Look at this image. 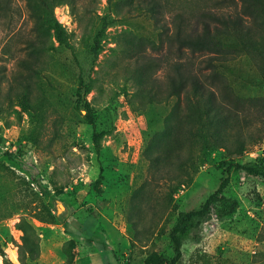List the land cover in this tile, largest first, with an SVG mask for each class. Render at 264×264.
I'll list each match as a JSON object with an SVG mask.
<instances>
[{
  "label": "rangeland",
  "instance_id": "rangeland-1",
  "mask_svg": "<svg viewBox=\"0 0 264 264\" xmlns=\"http://www.w3.org/2000/svg\"><path fill=\"white\" fill-rule=\"evenodd\" d=\"M33 2L50 18L38 31L27 0L0 11V264H107L103 246L118 264L172 256L179 211L218 187L221 162H264V36L232 43L219 70L244 110L212 119L166 88L171 61L206 66L210 52L169 39L206 1ZM224 192L237 210L191 231L178 264H264V181L233 169Z\"/></svg>",
  "mask_w": 264,
  "mask_h": 264
},
{
  "label": "trees",
  "instance_id": "trees-1",
  "mask_svg": "<svg viewBox=\"0 0 264 264\" xmlns=\"http://www.w3.org/2000/svg\"><path fill=\"white\" fill-rule=\"evenodd\" d=\"M77 0H41V4L47 9H53L58 3L68 2L74 4ZM199 3L188 11H179L175 19V29L169 35L170 41L177 42L179 48H187L192 52L208 51L211 54L206 66H197L191 58L171 61L167 66L166 88L170 95L181 96L185 94L190 100H204L207 108L214 112L212 119L230 118L244 110L241 100L232 95L219 65L236 57L232 43H240L243 51L247 52L258 38L264 36V0H216V4L229 7L220 12L214 11L209 5V0ZM141 5L153 13H161L167 9L169 0H138ZM11 0H0V11H12ZM27 7L31 17L35 21L38 31L45 27L50 18L37 7L33 0H27ZM57 31L60 28L54 25ZM260 35V36H259ZM141 69V66H139ZM147 83L149 92H153L156 86H151L149 80L142 77ZM90 115V110L88 109ZM204 126H202V129ZM204 131V130H203ZM240 145V151L244 144ZM224 174L218 187L210 193L204 203L198 208L181 210L170 231L173 246V255L166 256L158 252L153 253L155 264H178L183 257V244L188 234L211 217L214 212L219 216L232 215L239 205L237 198L227 196L224 192L231 180V171H245L248 174L258 176L264 181V162H239L224 160L221 162ZM107 264H118L112 260L107 248H101Z\"/></svg>",
  "mask_w": 264,
  "mask_h": 264
},
{
  "label": "crops",
  "instance_id": "crops-1",
  "mask_svg": "<svg viewBox=\"0 0 264 264\" xmlns=\"http://www.w3.org/2000/svg\"><path fill=\"white\" fill-rule=\"evenodd\" d=\"M106 253H103V256L105 255ZM106 256V255H105Z\"/></svg>",
  "mask_w": 264,
  "mask_h": 264
}]
</instances>
